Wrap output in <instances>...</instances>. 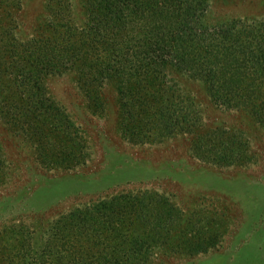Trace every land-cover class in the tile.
Listing matches in <instances>:
<instances>
[{"label":"rangeland","instance_id":"374dc122","mask_svg":"<svg viewBox=\"0 0 264 264\" xmlns=\"http://www.w3.org/2000/svg\"><path fill=\"white\" fill-rule=\"evenodd\" d=\"M15 1L21 11L0 1V264L8 253L9 264H68L66 256L56 258L62 239L50 236L75 210L95 207L89 232L66 231L64 240L85 255V264L93 255L111 258L105 247L118 257L136 251L132 264H264V38L254 36L264 33V0H203L198 22L182 17L187 36L170 38L186 49V65L152 66L143 58L142 69L130 70L120 60L116 78L85 70L81 81L63 65L39 87L33 80L23 88L15 79L21 64L7 51L9 36L39 39L38 28L51 19L66 38L86 29L93 9L92 0ZM134 20L132 48L158 31L152 15ZM168 27L182 28L172 21ZM223 47L237 52L226 60ZM226 61L232 73L220 93L218 68ZM84 79H95L103 112L92 108ZM139 194L154 210L114 230L102 204Z\"/></svg>","mask_w":264,"mask_h":264},{"label":"trees","instance_id":"16d2710c","mask_svg":"<svg viewBox=\"0 0 264 264\" xmlns=\"http://www.w3.org/2000/svg\"><path fill=\"white\" fill-rule=\"evenodd\" d=\"M1 1V0H0ZM7 5L13 7L15 11H21L20 1L16 2L15 0H4ZM203 0H92L88 1V6L93 10L88 11V25L85 30L75 31L74 33H66L67 37L63 38L58 33V26L54 25V21L48 19L43 25L38 28L39 39H30L27 41H17L13 35L9 36L10 43L8 44V53L12 54V63L21 64L20 70H15V79L19 88L29 86V83L36 84L39 87L41 83V78L46 76H56L60 72L61 67L66 65V71H75L77 73L78 79L83 80L86 73L85 70H93L97 72V76L102 77L103 80H109L111 78H116L117 73L120 71V68L124 67L121 64L126 63V68L132 70L138 68V70L143 67L138 66V63L142 64L143 58L150 59L152 66L162 62L173 65L175 62L184 63L186 59V54H183L186 49L181 45L180 47H175L173 45V37L179 33L180 37H186L187 31L184 30L186 27V19L182 17H191L194 22H198L200 17L204 14L203 10L197 7ZM101 3L104 5V8L101 7ZM90 4V5H89ZM97 5V6H96ZM100 9V10H98ZM105 10V14L103 10ZM98 11L97 13H95ZM57 14H54V16ZM153 16L154 21H152V27L157 28V32H150L148 38L150 42L141 43L138 47L132 48L129 44V38L137 30V24L135 18L145 19ZM134 17V19H133ZM15 20V17L9 21L12 23ZM178 23L182 28L172 30L168 27L170 22ZM63 26V23H62ZM200 27V26H199ZM5 28L4 33L7 35L9 32V25ZM198 30H201L200 28ZM261 31V32H260ZM42 34V35H41ZM49 34V38L45 36ZM154 35V36H153ZM256 39L262 40L264 38V33L262 30L254 32ZM181 38V39H182ZM176 41H180L175 38ZM63 44V50H60V47L55 44ZM162 45V46H161ZM120 47V48H119ZM163 47V48H162ZM176 50H175V49ZM181 50V53L179 51ZM237 50L230 51L228 48L223 47L222 53L226 60L227 57H233ZM105 55L104 61H100V55ZM143 56V57H142ZM24 58L23 63H18V59ZM27 57L34 58L33 61L27 60ZM95 58L96 61L93 65L89 64V59ZM229 59V58H228ZM121 60V61H120ZM146 63V62H145ZM235 65V64H234ZM236 66V65H235ZM231 64L229 61L220 63L218 68L220 74L218 75L217 86L218 90L221 93V89L225 88V80L228 79V74L232 73ZM152 70H155L152 68ZM234 75L236 73L233 72ZM13 75V73H12ZM130 73H127L126 78L121 82V94H126V87L130 82ZM29 79V82H28ZM86 82V84H85ZM92 82V84L90 83ZM138 82L142 83L143 80ZM238 82L235 81V83ZM87 83L91 85L87 86ZM100 84V82L98 83ZM84 92H86V97H90L91 105L94 111H98L99 107L103 106L105 103L102 99L100 93H95V79L87 80L82 84ZM87 86V89L86 87ZM23 104V103H22ZM23 106V105H22ZM102 108V107H101ZM101 110V109H100ZM104 108H102L103 112ZM23 107L20 109L19 117L22 118ZM123 132L132 137H136L134 131L126 127L123 129ZM128 197V198H126ZM111 200V199H110ZM104 208H101L100 211L103 213L104 218L113 217L116 221V228L120 225H125L128 227L129 221L127 219L131 216L136 218H141L143 216H149V214L154 210H147L146 198L143 194L139 195H128L123 196V198H112L108 203H103ZM91 207V206H90ZM166 210V207H163ZM86 210H75L64 223L57 228L56 231L50 236V240L62 239L61 247H56L57 261L63 262V255L68 259V264H85V255L81 254L79 249L67 244L64 240L67 241V233L77 232L81 237L86 235L89 232L88 228L85 227L87 221L97 220V215L95 214L96 207L85 208ZM108 210H112L114 214L109 213ZM142 216V217H141ZM152 216V215H151ZM79 221L78 226H74L76 221ZM113 221V222H114ZM71 227H74L70 230ZM159 228V226H156ZM67 228H69L67 230ZM75 229H78L75 231ZM110 229V228H109ZM74 230V231H73ZM126 236L131 238L134 234L133 231L129 232V229L126 231ZM77 243V240H74ZM70 248V249H69ZM73 248V250H72ZM10 249V248H9ZM107 250H111L110 257H95L93 255L89 264H132V260L135 259L136 251L128 250L122 257L115 256L114 248L105 247ZM10 252H16L20 255L22 249L16 250L10 249ZM64 252V254H63ZM68 255V256H67ZM10 253L6 255V262L9 264ZM62 260V261H61Z\"/></svg>","mask_w":264,"mask_h":264}]
</instances>
